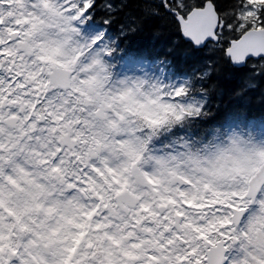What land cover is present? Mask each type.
<instances>
[{"label": "snow or ice", "instance_id": "6c2138e0", "mask_svg": "<svg viewBox=\"0 0 264 264\" xmlns=\"http://www.w3.org/2000/svg\"><path fill=\"white\" fill-rule=\"evenodd\" d=\"M165 20L202 68L116 79ZM221 63L264 100V0H0V264H264V141L197 123Z\"/></svg>", "mask_w": 264, "mask_h": 264}, {"label": "trees", "instance_id": "16d2710c", "mask_svg": "<svg viewBox=\"0 0 264 264\" xmlns=\"http://www.w3.org/2000/svg\"><path fill=\"white\" fill-rule=\"evenodd\" d=\"M159 31L160 35L156 36L154 35L155 29H145L141 33L130 35L124 41L122 49L130 51L132 54V56L124 58V61H127L126 77L134 79L136 76V79H144L152 83L154 81L169 83L174 82L175 76L180 79L191 75L194 70L198 71L202 68L209 56L207 50L199 52L195 56L185 55L180 48L186 45L178 40L174 33L175 26L170 20H165L160 25ZM174 44H179V47L174 49ZM133 57H136V62H133ZM130 58L132 59L129 60ZM116 59L117 57L113 58L114 61ZM218 66L220 68L218 76L210 77L208 81L204 82L210 102L205 109L206 115L197 122L201 130L209 127L208 125H211L212 122L221 120L229 113L243 111L246 119L243 122H234L232 129L256 142L264 141V100H261L260 93H250L244 97L236 96L237 75L232 72L230 67H226L222 63ZM163 73L166 74L163 75ZM120 75L121 73H115L116 77Z\"/></svg>", "mask_w": 264, "mask_h": 264}, {"label": "flooded vegetation", "instance_id": "af4514ba", "mask_svg": "<svg viewBox=\"0 0 264 264\" xmlns=\"http://www.w3.org/2000/svg\"><path fill=\"white\" fill-rule=\"evenodd\" d=\"M14 6L15 5L13 4V7ZM5 11H8L7 6H5ZM115 57H117V59H116V61L113 60L112 67L114 68L115 73H117V72L121 73V75L116 77V79H124L126 77L125 74H126V71H127V69H126V62L127 61H124V58H121V53L120 52L116 53ZM131 59L132 58H130L129 60H131ZM133 62H136V57H133ZM132 78H133V73H132ZM134 79H136V76L134 77Z\"/></svg>", "mask_w": 264, "mask_h": 264}, {"label": "rangeland", "instance_id": "374dc122", "mask_svg": "<svg viewBox=\"0 0 264 264\" xmlns=\"http://www.w3.org/2000/svg\"><path fill=\"white\" fill-rule=\"evenodd\" d=\"M144 70H145V67H144ZM141 71H142V70H141ZM147 71H148V70H147ZM147 71H146V72H147ZM165 74H166V73H163V75H165ZM150 75H151V74H150ZM150 75H149V76H150ZM155 82H156V81H154V83H155Z\"/></svg>", "mask_w": 264, "mask_h": 264}, {"label": "clouds", "instance_id": "9594fccd", "mask_svg": "<svg viewBox=\"0 0 264 264\" xmlns=\"http://www.w3.org/2000/svg\"><path fill=\"white\" fill-rule=\"evenodd\" d=\"M209 127H211L212 125H208Z\"/></svg>", "mask_w": 264, "mask_h": 264}]
</instances>
